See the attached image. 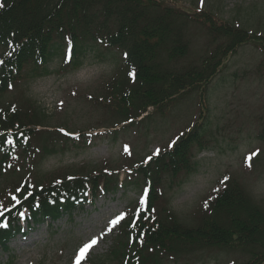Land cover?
Listing matches in <instances>:
<instances>
[{
  "label": "trees",
  "instance_id": "trees-1",
  "mask_svg": "<svg viewBox=\"0 0 264 264\" xmlns=\"http://www.w3.org/2000/svg\"><path fill=\"white\" fill-rule=\"evenodd\" d=\"M0 99L17 85L51 73L66 75L82 67L89 54L103 59L113 54L115 72L103 86L96 102L110 109L117 120L108 128L120 129L148 120L152 112L165 115L169 108L190 94H196L198 112L177 144L147 164L141 160L126 174L106 168L74 179L56 178L46 184H18V199L3 209L0 223V255L11 257L10 242L23 233L19 214L26 210L33 224L54 223L83 209L99 193L132 191L140 197L147 185L153 189L151 219H139L130 226L129 217L118 227L109 257L127 264H161L158 254L180 257L217 249L240 252L245 261L233 264H264V208L234 177L219 185V191L186 225L176 218L167 192L173 191L196 170L197 152L207 149L206 124L209 114L208 90L215 77L226 69L230 58L244 45H255L264 54V35L218 22L209 13L185 12L159 0H0ZM193 26V27H192ZM194 26L208 37L206 50L195 61L177 65L190 55ZM69 43L75 56L64 62ZM127 52V58L124 53ZM12 53V55H8ZM135 71V77L128 73ZM13 85L11 88L8 85ZM13 108L15 110H13ZM140 118V119H138ZM130 121V123H125ZM45 126L35 108L14 103L0 105V175L14 169L13 160L28 159L37 164L85 140L66 137L62 143L49 142L51 133L28 127ZM111 130L115 136L120 131ZM262 135V134H261ZM49 137V138H48ZM5 139L12 140L9 144ZM39 139V140H38ZM80 141V142H79ZM7 175V176H6ZM228 176V175H227ZM229 177V176H228ZM223 179V177H222ZM221 179V180H222ZM98 195V196H97ZM132 200L126 212L139 207ZM1 264V262H0Z\"/></svg>",
  "mask_w": 264,
  "mask_h": 264
},
{
  "label": "rangeland",
  "instance_id": "rangeland-1",
  "mask_svg": "<svg viewBox=\"0 0 264 264\" xmlns=\"http://www.w3.org/2000/svg\"><path fill=\"white\" fill-rule=\"evenodd\" d=\"M164 5L193 13H209L218 22L264 35V0H159ZM193 27V26H192ZM189 56L177 65L188 64L202 54L208 43L204 29L194 26ZM103 53V59L89 54L82 67L66 75L55 73L56 63L50 65L47 76L22 83L12 89L0 105L14 103L32 106L45 126L28 127L32 131L51 133L49 142L62 143L56 129L64 128L80 134L84 145L73 147L44 158L37 164L28 159H14V169L0 175V211L18 199V186L25 180L28 186L46 184L56 178L89 174L106 168L120 177L136 162L152 155L156 148L166 149L196 119V94H190L168 109L165 115H152L141 124L120 129L115 136L108 126L117 120L108 108L96 102L103 86L115 72L116 55ZM74 93V94H73ZM63 101V106H60ZM209 114L206 124L208 147L195 155L196 170L173 191L167 192L176 218L186 225L204 201L218 189L224 176L236 178L247 193L264 208V54L255 45L238 49L225 70L218 74L208 90ZM127 124V123H126ZM93 133L88 137L87 133ZM60 133V132H59ZM262 134V135H261ZM49 138V137H48ZM39 140V139H38ZM130 147L127 155L123 146ZM260 149L253 166L247 167L246 156ZM20 179V180H19ZM21 182L18 184V181ZM120 189L114 194L99 193L81 210L65 215L54 223L35 225L24 211L21 227L24 233L10 242L11 257L0 255L1 264H74L78 247L93 235L106 231L108 221L126 208L137 193ZM25 217V219H24ZM118 227L100 241L90 253L86 264H127L109 257ZM161 264H233L245 261L240 252L206 249L180 257L158 254Z\"/></svg>",
  "mask_w": 264,
  "mask_h": 264
},
{
  "label": "snow or ice",
  "instance_id": "snow-or-ice-1",
  "mask_svg": "<svg viewBox=\"0 0 264 264\" xmlns=\"http://www.w3.org/2000/svg\"><path fill=\"white\" fill-rule=\"evenodd\" d=\"M204 3L205 0H200V7L203 8L204 7ZM0 7H3V3H0ZM8 55H12V53H8ZM75 56V51L74 48L71 46V44L69 43V47L66 49L65 51V57H64V62L66 64H70L72 63L73 59ZM128 54L127 52L124 53V57L127 58ZM5 61L4 60H0V65H4ZM128 75L130 77H135L136 73L135 71H130L128 73ZM13 85L9 84L8 87L11 88ZM74 94V93H73ZM60 106H63V101H60ZM13 110H15L13 108ZM125 123H130V121H125ZM59 132H61L62 134H64L66 137H72L76 140H80V134H73L72 132L66 131L64 128L59 129ZM2 135V134H0ZM183 134L181 133L179 136H177L175 139L171 140V142L167 145V148L171 149L173 148L177 142L180 140L181 136ZM93 136V133L89 132L87 133V135L85 136V139L87 140V142L89 144H91V140H88V137ZM6 143H13L12 140H7L5 139ZM123 150L124 152L131 156L132 152L130 150L129 145L125 144L123 146ZM162 154V149L161 148H156L152 155L147 156L142 163L147 164L150 161H152L155 157H158ZM260 154V149H256L255 151L249 153L246 158H245V164L247 167L251 168L253 166V162L254 159L256 157H258ZM69 179H74V177H68ZM230 179V177L228 176H224L223 179L220 181L221 184H225L228 180ZM213 191H219V189H213ZM152 198H153V189L150 188L147 183L145 185V187L142 189L141 191V195L139 197L138 200V204L139 207L136 208L134 210V212H120L118 215H116L114 218L110 219L108 221L107 224V228L106 231H101L100 233L93 235L92 237H90L89 239H87L86 242L82 243L78 249L76 250L75 254H74V264H86L87 260L90 258V253L91 251L98 246V244L100 243L101 240H103L107 235L111 234L116 227H119L121 225L122 222H124L125 220H127L130 216L133 217L130 220V226L131 227H136L138 224V220L139 219H151L153 217L151 216H145L144 212L145 210L149 211V212H155L156 209L154 207H152ZM204 207L208 208L209 204H208V200L204 201ZM4 213L0 212V216H3ZM24 214L21 213V216H23ZM7 223H0V227H7Z\"/></svg>",
  "mask_w": 264,
  "mask_h": 264
}]
</instances>
